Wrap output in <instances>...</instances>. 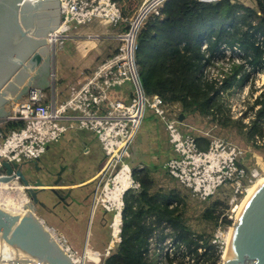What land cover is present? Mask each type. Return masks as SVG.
Instances as JSON below:
<instances>
[{"label": "built area", "instance_id": "2783aa9c", "mask_svg": "<svg viewBox=\"0 0 264 264\" xmlns=\"http://www.w3.org/2000/svg\"><path fill=\"white\" fill-rule=\"evenodd\" d=\"M165 1L146 0L131 17H124L119 3L114 0H60V26L47 39L53 56L73 38V29L95 23L122 28L118 51L71 84L64 101H58L56 88L51 95L45 89L31 88L21 101L12 105L9 116L0 124V178L6 176L4 162L14 165L41 160L50 145L59 142L70 131L88 132L100 141L105 157L91 179L92 188L83 219L85 251L76 250L66 235L48 227L72 259L78 260L77 264L100 263L122 242L126 196L141 186L135 180L134 168L141 170L144 166L132 165L130 158L147 110L166 125L174 150L166 164L170 177L188 189L193 197L208 201L221 193H231L234 202L239 195L248 192L257 177L256 172L244 167L247 166L244 148L215 135L213 130L192 126L186 119L180 121V112L174 111L172 105L159 95L146 93L136 60L137 37L145 20L153 13L158 15L159 7ZM201 49L207 52V40L202 42ZM221 49L223 55L213 58L203 72L206 79L216 80L219 84L233 64L245 62L244 53L238 46L230 48L223 44ZM209 56L207 52L206 57ZM223 57L232 58V65L215 72V63ZM246 68L262 81L257 91L259 96L264 90V72H253L248 65ZM116 88H121L119 99L114 97ZM235 89L222 90L220 94L232 119L249 123L252 115L245 116L246 111L238 110ZM8 122L23 123V126L5 132L2 125ZM199 138L207 140V145ZM85 144L89 146V141ZM16 180L18 178L12 182ZM100 218L109 227V239L103 251H91L92 227ZM219 233L223 234L222 230Z\"/></svg>", "mask_w": 264, "mask_h": 264}, {"label": "trees", "instance_id": "16d2710c", "mask_svg": "<svg viewBox=\"0 0 264 264\" xmlns=\"http://www.w3.org/2000/svg\"><path fill=\"white\" fill-rule=\"evenodd\" d=\"M114 1L123 16L129 17L143 0ZM254 1L251 6L238 0H167L159 14L150 15L142 25L136 60L148 95L180 105L185 118L198 114L221 127L236 126L248 145L264 151V90L248 108L252 112L249 123L232 119L220 94L249 80L247 65L253 72H264V0ZM204 40L208 58L201 49ZM223 44L238 46L245 62L233 64L219 84L206 79L203 72L213 58L223 55ZM120 89L116 88L115 98L122 97ZM22 126L8 122L2 129L8 132ZM153 172L149 167L134 168L141 186L126 196L122 242L101 264H162L158 262L162 249H166L165 264H220L224 250L217 237L193 231L185 218V197L177 189H157ZM228 208L227 200H217L206 208L203 218L216 227L229 228L233 222L226 215ZM106 243L102 239L95 245L104 249Z\"/></svg>", "mask_w": 264, "mask_h": 264}, {"label": "rangeland", "instance_id": "374dc122", "mask_svg": "<svg viewBox=\"0 0 264 264\" xmlns=\"http://www.w3.org/2000/svg\"><path fill=\"white\" fill-rule=\"evenodd\" d=\"M238 1L250 5L252 0ZM142 5L143 4L140 3L136 10L141 9ZM160 8L161 7H159V9ZM135 11L133 13H135ZM112 29L113 27H108V25L106 26L105 24L96 23L73 29L71 33L72 37L81 36L82 40L86 39L91 41L77 43L74 41L75 38L74 40L68 39L64 48L57 51L55 61L52 57H50L51 68L46 79L48 87L45 89V92L48 95H51L52 90L56 88L58 101H64L69 95V88L71 84L84 77L89 69L94 68L101 60L110 56L111 53L118 49L119 40H117V38H114L113 41L106 38L107 35L113 34ZM87 48H92V50L90 49L87 57L82 59L80 53H85ZM231 65L232 58L229 60L228 58L223 57L217 60L214 69L215 72L219 73V71L226 70V68H229ZM261 83L262 81L260 77L254 75H251L249 80L246 82L240 81L238 83L234 93L237 95L238 110L246 111L248 112V115H252V112H249L248 108L255 100V96H258L259 93H257V91L260 90ZM173 107L174 111L182 113L180 105L176 104L173 105ZM185 119L192 126L213 130L215 135L232 141L246 150L247 166L249 167L250 172L254 171L257 173V177L253 180V184H250L248 188L252 187L259 179L264 177V151L256 150L252 146L248 145L236 126L232 125L229 127H221L218 123L212 121L211 118L202 117L198 114L189 115ZM87 140L89 141L90 146V150L88 152L83 150V144L85 141L87 142ZM136 142L139 148V158L135 163V166L143 165L144 167H149L154 170L153 176L156 181L157 189L179 190L185 197L184 213L187 224L194 232L207 233L212 236L219 235L217 242L223 247L225 253L228 244L226 241L228 233L236 222L238 215L237 207L245 199L247 191L239 195L234 202H232L231 193H221L208 201H200L199 199L193 197L188 189L181 186L175 179L171 178L168 173L166 164L169 159L173 157V146L169 141V135L164 121L157 117L151 110L146 111L145 119ZM61 157H65L67 161L72 162V167L77 169L75 181L76 183H79L82 181H88L90 178L92 179L104 161L105 155L97 136H93L88 132L70 131L65 134L59 142L51 144L47 153H45L41 158L43 169L37 177L44 185L54 184L56 180L55 172L57 171V161ZM25 168V174L30 176L32 174L31 167ZM67 178L68 176L66 174L64 179ZM63 183L65 184V182ZM9 186V196L14 198L18 204L23 205L27 200H29L27 190L22 182L16 180L11 182ZM91 188L92 180H89L83 187L77 188L74 191V194H77L78 197L81 198L86 196V194H89ZM38 198L41 202L47 205L46 208H51L55 201L54 194L48 189L40 191ZM217 200L228 201L229 208L226 209L225 212L228 218L233 222V225L229 228L216 227L213 222L203 218L206 208L211 206L212 203ZM36 208V216L46 226V228L54 227L59 232L67 236L70 243L76 250L81 253L85 251L83 239V214L87 208L83 209L82 207H74L76 215L72 220L67 222L62 221V213L58 215L54 214L39 205H36ZM79 221L81 222L78 223ZM220 230H222L223 234L219 233ZM109 234V227L101 221V218L98 219L92 227L93 237L90 250L100 252L103 251L106 247V242L109 239ZM102 239L103 242L106 243L104 249L97 248L95 242H99ZM165 252L166 249H162L158 256V262L162 264H165ZM101 262L95 263L94 261H88L87 264H101ZM220 264H224L222 258Z\"/></svg>", "mask_w": 264, "mask_h": 264}, {"label": "water", "instance_id": "95a60500", "mask_svg": "<svg viewBox=\"0 0 264 264\" xmlns=\"http://www.w3.org/2000/svg\"><path fill=\"white\" fill-rule=\"evenodd\" d=\"M61 20L60 0H0V124L9 116V108L21 101L31 88L48 87L50 57L55 61V56L47 39L58 29ZM185 117L180 113L179 120ZM138 158L136 142L130 163L135 165ZM40 162L39 159L14 165L3 163L6 176L0 178V183L20 179L29 200L24 204L28 210L22 213L0 207V242L9 241L29 255H38L44 262L74 264L70 254L36 216V205L47 207L38 194L48 189L59 200H63L61 192L68 190L73 206L80 207L82 204L74 191L82 186L62 177L67 167L56 174L53 185H44L40 179L32 181L25 174V167L34 165L40 171ZM231 233L227 253L222 257L224 264H264V182L242 206Z\"/></svg>", "mask_w": 264, "mask_h": 264}, {"label": "bare ground", "instance_id": "6f19581e", "mask_svg": "<svg viewBox=\"0 0 264 264\" xmlns=\"http://www.w3.org/2000/svg\"><path fill=\"white\" fill-rule=\"evenodd\" d=\"M144 6V3L143 5ZM264 182V177L259 179L252 187L248 189L247 195L242 203L237 207L238 214H240L242 210V206L245 205L248 198L253 194V192ZM10 183L0 184V207L4 208L5 210L11 212H25L28 210L25 208V203L23 205L18 204L14 198L9 196V188ZM11 194V193H10ZM238 216V215H237ZM43 224V223H42ZM232 230V228H231ZM231 230L228 233L227 243L230 241L231 237ZM227 253L226 251L223 257ZM74 264L78 263V260H73ZM0 264H66V263H49L42 261L38 255H29L28 253L24 252L23 250L17 249L12 243L8 242H0Z\"/></svg>", "mask_w": 264, "mask_h": 264}, {"label": "flooded vegetation", "instance_id": "af4514ba", "mask_svg": "<svg viewBox=\"0 0 264 264\" xmlns=\"http://www.w3.org/2000/svg\"><path fill=\"white\" fill-rule=\"evenodd\" d=\"M83 150L88 152L90 150V146H87L84 143L83 144ZM71 163L72 162L67 161V159L65 157H61L57 161V171L55 172V174H57L61 170V168L67 167V169L63 172L62 177L64 178V176L67 174V176H68L67 179L68 180H74V184H76L75 177L77 175V169L72 167ZM40 166H41V170L40 171L35 170V166L34 165L31 166L32 174L29 176V178L32 181H35V180L38 179L37 175L43 169L42 162H40ZM55 177H56V175H55ZM18 180L20 182H22L20 179H18ZM79 183H81V185H78V186H82V187L84 186L83 181L79 182ZM63 184L64 183H61L60 185H63ZM68 194H69L68 190L62 191L61 192V198H63V200L55 199V204L52 205L51 208H49V207L45 208L49 212H52V213L57 214V215L62 213V221H64V222L72 220L75 217V215H76L74 210H73L74 206L72 204L71 196H69ZM89 196H90V194H86V196L78 198L80 203L82 204V206H80V207H82L83 209L87 208L88 201H89ZM85 212H84V214H85Z\"/></svg>", "mask_w": 264, "mask_h": 264}, {"label": "crops", "instance_id": "0c3cea01", "mask_svg": "<svg viewBox=\"0 0 264 264\" xmlns=\"http://www.w3.org/2000/svg\"><path fill=\"white\" fill-rule=\"evenodd\" d=\"M146 0H143L142 2H141V4H143V2H145ZM255 4V1L254 0H252L251 1V3H250V5L251 6H253ZM114 30H116L117 31V33H116V31H114ZM119 31V32H118ZM112 32H113V34H109V35H107L106 36V38H108L109 40L111 39L112 41L114 40V38H117V40H119L118 39V36L121 34V32H122V28L121 27H113V29H112ZM115 32V33H114ZM74 38H75V40H74ZM75 42H77V43H79V42H85V41H91V40H82L81 39V36H76V37H73L72 38ZM111 42V41H110ZM90 49L92 50V48H87L86 50H85V53H80V55H81V58L82 59H84L85 57H87V55H88V53H89V51H90ZM91 66V65H90ZM91 68V67H90ZM10 109H12V106L9 108V110ZM99 169V168H98ZM98 171V170H97ZM94 177V176H93ZM92 177V178H93ZM89 180H91V178L89 179ZM88 180V181H89ZM88 181H83V184L85 185V183L86 182H88ZM78 185H81V183H76V186H78ZM90 194V193H89ZM88 206V205H87ZM84 216H85V214H83V218H84ZM81 221H79L78 223H80Z\"/></svg>", "mask_w": 264, "mask_h": 264}]
</instances>
